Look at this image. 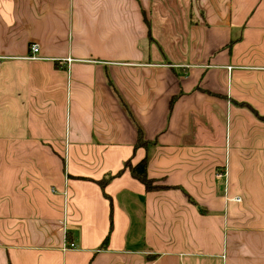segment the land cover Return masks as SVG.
Here are the masks:
<instances>
[{"label":"crops","instance_id":"1","mask_svg":"<svg viewBox=\"0 0 264 264\" xmlns=\"http://www.w3.org/2000/svg\"><path fill=\"white\" fill-rule=\"evenodd\" d=\"M0 57V264H264V0H0Z\"/></svg>","mask_w":264,"mask_h":264},{"label":"trees","instance_id":"2","mask_svg":"<svg viewBox=\"0 0 264 264\" xmlns=\"http://www.w3.org/2000/svg\"><path fill=\"white\" fill-rule=\"evenodd\" d=\"M150 38L151 35H150ZM253 112H255L257 114V116L261 117L264 119L263 116H261L260 114H258V112L255 109H252ZM149 144H151V141L145 140V138L143 137V134L141 131H139V137L136 143V148L138 147H147ZM148 164H149V155H146L142 160H140L137 164L132 165L131 161L128 160L125 162V167L123 169H121L116 175L122 173L124 171V169L129 168L131 174L137 178L138 180H140L146 187V189L148 191H153V190H160V189H164L167 186L166 185H160L158 184V180L149 177L148 175ZM115 175H111L108 177H104L103 179L99 180V184L101 186V188L103 189V191H105V187L108 184L109 180ZM106 194V193H105ZM108 242V237H106L104 243H103V248L106 247Z\"/></svg>","mask_w":264,"mask_h":264},{"label":"built area","instance_id":"3","mask_svg":"<svg viewBox=\"0 0 264 264\" xmlns=\"http://www.w3.org/2000/svg\"><path fill=\"white\" fill-rule=\"evenodd\" d=\"M38 51H39V47H38V45L33 44V45L31 46V55L29 56V58H36V54L38 53ZM1 58H2V57H0V60H1ZM225 173H226V172H222V171H220V172L217 173V175H218L219 177H222V176L225 175ZM236 200L240 201L241 199L238 197ZM67 246H69V247H75L76 245H75L74 242L69 241V242L67 243Z\"/></svg>","mask_w":264,"mask_h":264},{"label":"rangeland","instance_id":"4","mask_svg":"<svg viewBox=\"0 0 264 264\" xmlns=\"http://www.w3.org/2000/svg\"><path fill=\"white\" fill-rule=\"evenodd\" d=\"M78 1V0H77ZM76 9L78 10L79 9V6L78 5H76ZM253 111V110H252ZM255 113V112H254ZM259 114V113H258ZM255 115L257 116V114L255 113ZM54 143V142H53ZM55 144V143H54ZM59 144H60V141H58L57 142V146H59ZM250 208H248V210H249ZM251 210H252V208H251Z\"/></svg>","mask_w":264,"mask_h":264}]
</instances>
